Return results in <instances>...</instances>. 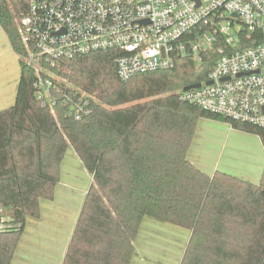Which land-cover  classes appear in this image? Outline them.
I'll return each mask as SVG.
<instances>
[{
	"label": "trees",
	"instance_id": "obj_1",
	"mask_svg": "<svg viewBox=\"0 0 264 264\" xmlns=\"http://www.w3.org/2000/svg\"><path fill=\"white\" fill-rule=\"evenodd\" d=\"M26 0H0V25L20 58L14 104L0 111V205L10 226L0 232V264H11L28 218L52 200L72 147L93 177L62 264H133L135 241L148 219L189 231L180 264H264V172L259 184L216 171L208 176L188 154L200 119L220 120L261 138L264 128L208 113L181 100L204 84L218 58L217 43L197 64L176 57L168 70L117 75L112 51L57 63L62 95L87 111L45 105L26 61L20 22ZM249 43L255 39L251 34ZM251 42V43H250Z\"/></svg>",
	"mask_w": 264,
	"mask_h": 264
},
{
	"label": "built area",
	"instance_id": "obj_2",
	"mask_svg": "<svg viewBox=\"0 0 264 264\" xmlns=\"http://www.w3.org/2000/svg\"><path fill=\"white\" fill-rule=\"evenodd\" d=\"M26 1L28 12L19 25L26 61L36 73L39 98L55 116L57 102L74 109L77 118L94 108L87 111L85 97L77 102L62 95L58 82L70 85L54 73L61 60L112 51L117 75L127 81L168 70L176 57L199 64L220 43L208 81L182 92L181 100L264 128V0ZM251 34L255 39L247 46ZM7 215L0 208V232L10 227Z\"/></svg>",
	"mask_w": 264,
	"mask_h": 264
},
{
	"label": "crops",
	"instance_id": "obj_3",
	"mask_svg": "<svg viewBox=\"0 0 264 264\" xmlns=\"http://www.w3.org/2000/svg\"><path fill=\"white\" fill-rule=\"evenodd\" d=\"M20 76V58L0 25V110L14 104ZM200 121L207 120L200 119ZM230 129L232 134H229L223 146L221 148L214 146L218 151L214 152L211 160L206 159V150L203 146L200 149L195 146L196 142L200 144L197 128L188 154L189 161L208 176L221 171L259 184L264 172V145L261 138L251 133L235 131L232 127ZM209 147L213 149L212 146ZM215 157L216 160H214ZM92 184V175L87 171L75 150L69 147L62 163L61 179L56 186L54 198L40 200L41 215L38 219L27 221L11 264H62L81 208ZM161 231L171 236L175 230L161 228L154 223L150 225L146 220L135 241L137 250L138 244L142 241L144 243L142 245L148 248V242L144 240L150 241L151 235ZM185 231L183 233H186V243L176 250L172 247L168 253H164L170 257V260L173 259L172 264H180L183 257L191 235L189 231ZM142 235L143 238H141ZM136 259L135 254L133 264L144 263L143 260L141 263Z\"/></svg>",
	"mask_w": 264,
	"mask_h": 264
},
{
	"label": "rangeland",
	"instance_id": "obj_4",
	"mask_svg": "<svg viewBox=\"0 0 264 264\" xmlns=\"http://www.w3.org/2000/svg\"><path fill=\"white\" fill-rule=\"evenodd\" d=\"M239 29H240V25L237 24L235 30H239ZM9 107L6 106L2 110L8 109ZM205 120L207 121L206 122L200 121V123H198L199 126L197 127L198 128L197 138L200 139V144L199 142H196L195 146L198 149L202 148L203 146L204 150H206L205 151L206 159L212 160L213 155L215 154L214 152L218 151V149L214 148V146H218L219 148H221L225 140L228 139L229 134H232L231 133L232 131L230 129L231 127L226 122H223L220 120L219 121L211 120V119H205ZM209 146H212L213 149ZM214 160H216V157L214 158ZM0 208H3V207L0 205ZM6 213L8 214L7 217H10V211L6 210ZM32 219L33 218H28L27 221L31 222L30 220ZM147 223H149L150 225L153 223L156 225L158 224L161 228H167V229L175 230L177 232L173 231L172 233L173 235L171 236L162 231L158 234L151 235L150 241L149 239L144 240L146 241V243L148 242V248L142 245L144 244L143 241L142 243L138 244V247H139L138 250H137V246L135 245V248L137 251L136 260H138V262L141 261V263L143 260L144 263L142 264H163V262L164 264H172L171 262L173 261V259L170 260V257L164 253H168L172 247H175V250H176L181 245H183V243H186L185 242L186 233L185 234L183 233L185 230L181 228H177L169 224L161 223L151 218L147 219ZM147 229L149 230V228ZM145 235H147V233ZM141 238H143V235ZM156 238L158 239L157 241L152 240ZM182 240L184 242H181ZM157 255H160V257H157Z\"/></svg>",
	"mask_w": 264,
	"mask_h": 264
},
{
	"label": "water",
	"instance_id": "obj_5",
	"mask_svg": "<svg viewBox=\"0 0 264 264\" xmlns=\"http://www.w3.org/2000/svg\"><path fill=\"white\" fill-rule=\"evenodd\" d=\"M212 82H209L208 85H211ZM202 84H198V85H195V86H191V87H187L184 89V92H188V91H191V90H194V89H199L201 88Z\"/></svg>",
	"mask_w": 264,
	"mask_h": 264
}]
</instances>
